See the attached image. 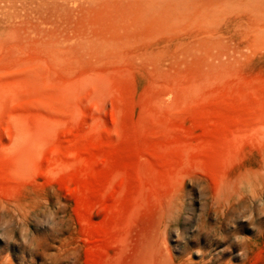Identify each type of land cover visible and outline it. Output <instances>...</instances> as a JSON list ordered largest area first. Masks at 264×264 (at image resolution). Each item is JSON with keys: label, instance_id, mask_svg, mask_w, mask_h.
Wrapping results in <instances>:
<instances>
[{"label": "rangeland", "instance_id": "rangeland-1", "mask_svg": "<svg viewBox=\"0 0 264 264\" xmlns=\"http://www.w3.org/2000/svg\"><path fill=\"white\" fill-rule=\"evenodd\" d=\"M5 224L0 264H264V0H0Z\"/></svg>", "mask_w": 264, "mask_h": 264}, {"label": "clouds", "instance_id": "clouds-1", "mask_svg": "<svg viewBox=\"0 0 264 264\" xmlns=\"http://www.w3.org/2000/svg\"><path fill=\"white\" fill-rule=\"evenodd\" d=\"M48 219L50 221H55L56 220V216H55V213H51L48 217ZM48 227H52L53 225L52 224H47ZM7 225H3V226H0V239L2 240H5V241H8V238L4 235V230L6 229ZM20 239L23 243H27V240L25 239V236H24V233L21 232L20 233ZM15 240V237L12 238V241H8V242H14Z\"/></svg>", "mask_w": 264, "mask_h": 264}]
</instances>
